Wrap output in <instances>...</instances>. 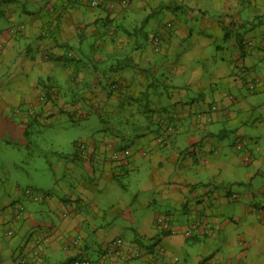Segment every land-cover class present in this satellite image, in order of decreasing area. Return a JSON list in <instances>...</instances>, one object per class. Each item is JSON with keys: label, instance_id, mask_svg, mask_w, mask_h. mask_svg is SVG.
I'll list each match as a JSON object with an SVG mask.
<instances>
[{"label": "crops", "instance_id": "1", "mask_svg": "<svg viewBox=\"0 0 264 264\" xmlns=\"http://www.w3.org/2000/svg\"><path fill=\"white\" fill-rule=\"evenodd\" d=\"M53 2L60 4V0ZM172 2L180 3L186 10L181 9L179 16L172 10L175 24L173 29L165 30L160 49L153 50L150 43L146 49L130 46L136 44V29L145 22L142 14L148 7L151 13L155 12V0H136L116 13L102 7L92 9L82 2L68 7L63 3L64 7L45 17L40 16L41 12L34 14L24 9L22 14L31 17L25 31L0 38L3 44L0 82L8 74L21 75L14 66L23 55L16 56V51L26 46L32 35L43 48L39 55L43 72L50 75L52 68H65L63 74L70 87L76 88L94 75L86 67L79 70V64L77 68L69 64L65 67L64 49L79 46L81 55L88 58L83 48L89 37H94L98 45L96 59L90 56L93 61L127 59L138 65H131L127 72H123L124 66H113L106 78L109 85L113 80H118L120 85L118 94L110 99L100 95L99 88L94 93L86 85L89 87L84 90L87 103L89 99L91 106L105 114L101 121L107 122L98 141L92 138L84 156L78 151L75 157V169H79L76 172L83 180L81 185L72 187L70 183L75 180L72 179L62 197L46 199V195L40 194L43 196L40 201L44 202L40 209L33 211L25 204L21 206L22 202L13 208L12 199L22 193L19 183L11 185L0 178V231L1 227L11 224L15 230L12 240L0 241V264H15L17 257L31 264H71L75 258L98 254L92 259L96 261L108 244L120 238L128 242L129 249H122L120 256L112 257L111 264H264V175L258 177L253 170L260 161L256 155L258 139L251 131L257 124L252 112L264 106L259 99L264 72L257 71L253 78L242 76L241 71L245 69L242 60L236 73L234 69L235 60L241 54L245 62L250 57L253 66H256L253 59L263 57L264 32L259 44L254 41L258 50L245 53L240 40L243 34L249 33V28L264 24L261 9L264 0H211L212 8L218 13L214 17L207 15V0H165V3ZM15 3L19 0L8 5L15 8ZM9 11L14 13L6 14L10 27L20 25L13 20L16 13ZM107 38L119 45L100 51L99 45ZM157 53L163 55L165 73L160 77L165 79L160 84L163 89H157L159 85L153 84L154 79L150 77L151 73L157 74V69L140 68L142 64L152 66L157 61L152 54ZM225 53L228 60L224 58ZM50 59L54 63L48 65ZM77 59L80 61L81 57ZM24 62L28 64L27 60ZM36 62L32 59L28 64L30 68L34 66L33 73ZM147 69L150 74L145 72ZM35 73L31 86L23 79L12 90L0 84V127L5 124L3 128L9 129L11 123L21 122L24 129L37 106L51 109V101L44 102L48 94L41 92L37 82V87L33 86L38 77V72ZM95 82L91 83L93 87L97 85ZM44 85L50 87L48 83ZM149 86V105L136 102ZM232 88L247 91L257 101L248 102L244 97L234 99L229 95ZM53 93L52 90L48 99L58 100ZM63 100L59 96L61 105ZM76 105L66 107L75 109L74 112L78 110L89 119L84 107L80 103ZM118 105L134 113L132 117L127 112L128 122L135 123L127 131L130 137L119 138L116 126L109 124L111 116L103 113L105 109L120 113ZM200 114L203 119L198 117ZM159 138L164 139V144L159 143ZM245 138L252 141L249 146L245 144L247 151L235 150L236 142H244ZM247 154L252 155L248 166L243 162ZM238 168L246 170L250 188L243 195L238 194L234 201L239 205L231 209L225 189L230 185L229 174ZM254 185L256 189L252 190ZM111 195L114 198H109ZM153 206L157 213L147 210ZM140 209L146 213L140 215ZM158 216L167 220L169 230L155 220ZM188 230L193 231L191 237L186 235ZM78 235L82 242L79 248L72 249L70 244ZM11 245L16 246L8 251Z\"/></svg>", "mask_w": 264, "mask_h": 264}, {"label": "rangeland", "instance_id": "2", "mask_svg": "<svg viewBox=\"0 0 264 264\" xmlns=\"http://www.w3.org/2000/svg\"><path fill=\"white\" fill-rule=\"evenodd\" d=\"M16 1L17 0H15V2ZM31 1L29 2L28 0H19V3H21H15V6L17 8H14L8 5V0H0V31H3L4 36L7 35L5 30L10 27L8 23L9 18L8 16H6V14L10 13L9 10L14 11L17 15L16 18L13 19L14 22L20 23L21 25H25V27L30 23L31 17L26 14H22V10L26 9L27 11H30V13L34 14L41 12L42 14H40V16L44 17L49 16L47 15L48 13L54 12L55 2H53V0ZM81 2L82 4L84 3L83 0ZM49 5L50 7H48ZM154 6L156 7L155 12L151 13V8L148 7V9H146L147 11L142 14V16H145V22L139 26V30L137 31L138 41L136 44L131 43L130 46L134 45L135 47L137 46V44H139V46H141L142 48L144 47V49H146L145 47L149 46L148 39L149 37H151L152 34L155 33L154 30L157 28L159 23L162 24L164 21L171 23L170 27H167L166 29H164V27L162 26L163 29H161V34L162 36L164 34L166 35L165 30L173 29V24H175L171 17L173 16V13L174 15L179 16L181 9L184 8V10H186L185 7H181L180 3L179 5L174 2L165 3V0H155ZM205 8L208 12L207 15L214 17V15L218 14L217 11L212 8L211 0H207ZM261 9L264 11V5H262ZM10 14L14 13L11 12ZM244 15H246V13ZM147 20H149V23ZM200 21L201 18L199 17L198 22L200 23ZM196 28L197 32H199V28ZM241 32L246 33V31L244 30H241ZM248 32L249 33H246L245 35L243 34V37L240 40V42L248 43L247 45L245 44V48L243 49L245 53L247 51L249 52L252 50L259 49V46H257L255 42L259 44L260 40H262L263 35H261V33L264 32V24L261 26H256L253 29L249 28ZM107 39V42L105 41L101 43V45H99V48H101L100 51L106 48L107 46L116 47L117 45H119L117 44V42L114 45L109 40V38ZM90 41L91 43H89ZM26 42V46L23 45L22 48H17L16 56L21 54L23 56L20 62L15 65L14 68L15 70L21 71L28 77H23L22 73L21 75L17 74V76H15L14 73H11L8 74L0 82V84L4 88L7 87L8 90H12L17 87L18 83H22L23 79L28 81L29 85L31 86L32 81L36 76L35 72H38L37 80L33 83V86H36L37 82V86L39 89H41V92H45L46 94H48L44 102L51 101V104L49 103L51 109L45 110L42 105L37 106L34 112L30 114V123L26 126V128L23 129L21 127V122L17 124L11 123L10 128L7 129L5 135H0V178L11 185L16 182L19 183V191L22 193L19 195V198L14 197L12 199L13 208L17 202H22L20 204L21 206L22 204H25L24 206L27 205L33 211H37L41 208V203H43L44 201L41 202L35 201L34 199L31 200L29 198L31 196L26 195L27 189L30 188L32 192H35L34 194H44L46 195L47 199L48 197H62L67 184L72 179H75L72 183H70L72 187L75 188L81 185L83 180L82 176L76 172L79 171V169H75V157L78 156V151H88L90 148L88 146L91 145V139L93 138L98 141V139L102 136V130H106L107 121H103L104 123L101 121V117H104L105 114L99 113L96 108L91 106V104L89 103V99L88 103L85 99L86 96L84 90L89 88L86 85L88 84L89 86L93 87L91 83L93 80H96L95 83L97 84V86H99V90L101 91L100 95L110 99L112 95L118 94L116 92V89L118 85H120V83L118 80H113L112 84L109 87V79L106 78V75L111 72L113 66H115V68L124 66V71H121L127 72L126 70H129L131 65L133 66V60L106 62L104 60L93 61L90 56L93 55V57L95 58V56L97 55L95 49L98 48L96 39H94V37H89L88 39L86 38L84 42L83 49H85V51L87 52L86 56L89 55L88 58H84L81 55V48L79 46L75 45L73 46V49L72 46H67L64 49V52L67 56V60H65L62 64H65V67L69 64L70 66H74V68H77L79 64V70L82 71L84 67H86L94 75V77L88 78L86 80V83H81L80 86H76L75 88L72 86L70 87V85L67 83L66 77L63 74V70L65 68H52L50 71V75L46 74V72H43V69L40 66V56L38 55V53H40V51H38V41L37 39H35L34 35H32L31 39H28ZM237 42L238 40H236L235 44ZM151 47L153 49H160L161 44H159V46L152 45ZM137 48L138 46L135 47V49ZM230 49L232 50V48ZM103 52H106V49ZM261 53L263 57L260 60L253 59V61H255L254 63H256V66H253L252 63H250V57L248 58L249 60L245 62L244 55L241 54L242 58L240 59H242L245 64V69L241 72L245 73L246 77L249 76L250 78H253L255 76V73L257 74V71L264 72V51H261ZM68 54H70L69 57ZM152 55H155L157 61L153 63L152 66L146 67V64H142L140 68L145 67L154 70L157 69V74L155 75V77L158 75L156 77L157 81H155L156 85H159L157 86V89H163L162 85H160L165 80L163 78H160L162 77V74L165 73V71L163 70V55L160 53ZM226 55L227 54L225 53L224 58H226ZM77 57H81L80 61L77 59ZM32 59H34L35 62L37 61L35 65V68L37 70L34 69V73L32 72L34 66L33 68H30L28 66V64L32 63ZM25 60L28 61V64H25ZM226 60H228V58H226ZM47 63L48 65H50L54 63V61L53 59H50L47 61ZM223 65L224 63L221 62L220 66ZM247 65L249 66V68ZM95 69H98V71L96 72ZM248 69L249 72L247 73ZM99 76L101 77L99 78ZM44 83H48L47 86L50 87H45ZM261 89L262 93L259 99L262 100L264 103V86H261ZM52 90L54 91L53 95L58 98V100L48 99V97H51ZM145 91H149L148 88H146ZM229 95H231V97H233L234 99L238 98L242 100L241 97H244V100L248 102H254L255 100L257 101L254 96H252L251 94H247V91L239 90L237 88H232L231 93ZM59 96H62L64 98V105H61L59 101ZM75 102L76 104L80 103V105L84 107V111H87L89 113V119L85 118V115H81L78 110L74 112L73 110L75 109L71 110L66 107L67 105L71 107H77L78 105L74 104ZM118 107L120 106L118 105ZM106 110L107 109H105L103 113H106L108 116H111L109 124H113L114 126H116V135L119 137H130L131 135H127V131L130 130L133 126H135V123L131 125L128 122V119H123L125 118L123 113L128 114L126 108L120 107V111L123 113L120 112L118 114L107 112L108 110ZM251 115L253 116V118H255L257 122L256 126L253 127L254 129H251V131L255 132L256 137L258 139L257 144L259 145V150L256 155L260 161L258 165L253 168V170L258 175V177H260L261 175H264V106L254 110ZM17 121L20 120L17 119ZM4 126L5 124H2V127ZM243 140L246 146H249L252 142L249 138H245ZM124 141H126V137ZM118 142H120V140H118ZM159 143L164 144V139H162ZM83 145L86 148L82 149ZM239 151L247 150L241 149ZM82 154L84 156V153ZM247 155L250 156V161L245 163L246 166H248L249 164L251 165L252 162V155ZM146 172L147 171L145 170L143 173L146 174ZM245 173L246 170L238 168L234 174H229L228 176L227 183L230 185L225 189V192H227L225 193V195L226 197L230 198V200L228 201L229 208L231 209H237L239 205L237 201H234L233 195H243L244 192L250 188L248 186V181ZM124 180L125 179L123 178L122 182H124ZM255 189L256 186H252V190ZM109 198H114V195H111ZM107 201L111 203L114 202V200ZM260 202L262 203V201ZM147 210H149L150 213H157V211H154V206L151 208H147ZM139 211L140 215L146 213L145 209H140ZM48 212L50 211L48 210ZM53 214L54 213H52L51 215L53 216ZM162 217L163 216H158L155 220L158 221ZM12 225L13 224H11L10 227H1L0 241L7 242L8 240H12L13 236L8 237L6 234L8 232L13 233L15 231L14 229H11L14 228ZM127 236H131V234H127ZM131 237H133V235ZM14 242H17V240L15 239ZM15 246L16 245H11L10 248H8V251L11 248H14ZM95 256L89 255V258L94 260L97 258Z\"/></svg>", "mask_w": 264, "mask_h": 264}, {"label": "built area", "instance_id": "3", "mask_svg": "<svg viewBox=\"0 0 264 264\" xmlns=\"http://www.w3.org/2000/svg\"><path fill=\"white\" fill-rule=\"evenodd\" d=\"M77 1H82V0H62V2H64L65 4H70V3H75ZM133 0H119V4L122 6H126L128 5L130 2H132ZM87 3L89 4V6L91 8H99L100 6L104 7V10L106 11H112L115 6L116 3L114 2H109L106 4H103V2L101 0H87ZM170 26V25H169ZM25 31V26L21 25L18 27H10L6 30L7 35H13L16 33H20V32H24ZM4 36L3 31H0V38ZM160 37L159 35H155V37L152 39V43L154 46H159L160 42ZM3 45L0 43V54L2 51ZM201 117V114L198 116ZM86 148L84 145L82 147V149ZM238 150L242 149V145L239 144L237 146ZM86 151H81V153H85ZM244 161L248 162L250 161V156H245L244 157ZM35 192H32L30 189H27L26 191V195L31 196L32 199H34L35 201H40L43 199V196L40 194H34ZM237 195H233V198L236 199ZM24 208L21 207L20 208V212H23ZM158 222L160 224H162L166 229H170V225L167 222L166 219H159ZM193 228H196V224L193 225ZM192 230H188L186 232V235L188 237H190L192 235ZM8 236H12V232H8L7 233ZM82 242V237L80 235L76 236L75 238H73L72 242H71V248L72 249H77L79 248L80 244ZM128 242L124 239H116L113 242H111L110 244H108L104 249V254L101 258H99L96 261H92V259H89L87 257H82V258H77L75 260L72 261L71 264H111L110 259H112V257H117L121 255V250H125L127 251L129 248L127 247ZM68 248V247H67ZM122 256L124 257V255L122 254ZM128 257V256H127ZM15 264H31L30 262H28L26 259L22 258V257H17L15 260Z\"/></svg>", "mask_w": 264, "mask_h": 264}, {"label": "trees", "instance_id": "4", "mask_svg": "<svg viewBox=\"0 0 264 264\" xmlns=\"http://www.w3.org/2000/svg\"><path fill=\"white\" fill-rule=\"evenodd\" d=\"M9 1V4L10 3H13V2H15V0H13V2H12V0H8ZM30 1V0H29ZM136 0H134V1H132L128 6H126V7H129V6H131L134 2H135ZM117 2V1H116ZM64 2H62V0H60V5H58V3L56 2L55 3V7H54V10H58V9H61L62 7H64V4H63ZM70 5H74V4H67V5H65V6H70ZM48 7H50V5L48 6ZM16 8V7H15ZM119 8H125V7H123L122 5H120L119 4V2H117L116 3V6H115V8L111 11L112 13L113 12H115L116 13V10L117 9H119ZM109 13V12H108ZM112 13H110V14H112ZM114 13V14H115ZM4 15V14H3ZM5 16V15H4ZM171 23L170 22H167L166 24H163V27H164V29H166L167 27H170L169 25H170ZM163 27H159V26H157V28L154 30V34H152L151 35V37H149V39H148V44L150 43V46H152L153 45V43H152V39L155 37V35H159V37H160V41H161V43L160 44H162L163 43V37L164 36H162V34H161V29H163ZM139 30V28L138 29H136V33H135V38H136V43H137V41H138V36H137V31ZM157 31V32H156ZM2 32V31H1ZM53 39V38H52ZM253 43V42H252ZM245 44L247 45L248 43L247 42H240V45L242 46V48L244 49L245 48ZM137 46H138V49H142V47L141 46H139V44H137ZM137 46H135V47H137ZM61 47V46H60ZM63 48V47H62ZM144 48V47H143ZM42 47H41V44H38V51H42ZM247 49H249V48H247ZM154 50V49H153ZM38 55H40V53H38ZM240 58H242V57H238V59H236L235 60V65H234V69H235V73H236V71H237V69H239L240 67L238 66V62L240 61V60H242V59H240ZM123 60H127V59H123ZM55 61L57 62V61H59V59H55ZM243 61V60H242ZM133 63V65L134 66H138L134 61H132ZM243 65H244V67H245V64H244V62H243ZM148 70H150V69H147V71L145 70V72H149V74H150V71H148ZM242 74V76L243 75H245V73H241ZM150 77L151 78H153L154 79V81L152 82L153 84H156V82L155 81H157V79H156V77H155V75L154 74H150ZM112 84V83H111ZM110 84V85H111ZM109 85V86H110ZM97 85H94V87H92L93 88V92L95 93V91H97V89L99 88V86H97ZM118 88H119V86L117 87V89L116 90H118ZM151 89V86H149V89L148 90H150ZM45 95H47V94H45ZM150 95H151V93L150 92H148V91H145V92H143V93H141L140 94V97H139V99H135V101L136 102H138V103H140V104H147V105H149V103H150ZM134 105H136V103L134 104ZM138 110V109H137ZM127 112H130V116H134V113L131 111V110H126ZM119 113V112H118ZM124 117L125 118H123V119H128V117H127V114H125L124 115ZM201 118L203 119V115H201ZM204 119H205V117H204ZM207 123V122H206ZM119 137V136H118ZM119 138H123V137H119ZM161 140H162V138H159V142H161ZM240 140V139H239ZM163 144V143H162ZM239 144H241L242 145V149H244V147H245V143L244 142H242V141H237L236 142V144H235V150H237V151H239L238 150V148H237V146L239 145ZM241 150V149H240ZM244 163H246L245 161H243ZM249 162V161H248ZM238 198V195H237V197H236V199ZM234 199V198H233ZM162 219H164V218H162ZM192 236V235H191ZM190 236V237H191ZM159 249H162V248H159ZM75 259H77V258H75ZM75 259H73V260H75ZM72 260V261H73ZM72 261H71V263H72Z\"/></svg>", "mask_w": 264, "mask_h": 264}, {"label": "clouds", "instance_id": "5", "mask_svg": "<svg viewBox=\"0 0 264 264\" xmlns=\"http://www.w3.org/2000/svg\"><path fill=\"white\" fill-rule=\"evenodd\" d=\"M84 1V5H86V6H88L89 8H91L90 6H89V4L87 3V0H83ZM102 2H103V4L105 3H109V2H114V3H117V2H119V0H109V1H105V0H101ZM117 1V2H116ZM134 1V0H133ZM79 3H81L80 1H77V2H75V3H72V4H79ZM131 3V2H130ZM129 3V4H130ZM71 4V3H70ZM128 4V5H129ZM128 5H126V6H128ZM126 6H123V7H126ZM102 6H100L99 8H101ZM102 8H104V7H102ZM92 9H94V8H92ZM95 9H98V8H95ZM18 26H20V25H18ZM18 26H12V27H18ZM7 30V29H6ZM5 30V31H6ZM21 33V32H20ZM20 33H16V34H20ZM16 34H13V35H16ZM10 36V35H9ZM3 45V44H2ZM154 46V45H153ZM2 50H3V48H2ZM1 53H2V51H1ZM1 55V54H0ZM231 98V97H230ZM121 239V238H120ZM123 239V238H122ZM125 240V239H124Z\"/></svg>", "mask_w": 264, "mask_h": 264}, {"label": "snow or ice", "instance_id": "6", "mask_svg": "<svg viewBox=\"0 0 264 264\" xmlns=\"http://www.w3.org/2000/svg\"><path fill=\"white\" fill-rule=\"evenodd\" d=\"M6 131V128L0 127V135H3Z\"/></svg>", "mask_w": 264, "mask_h": 264}]
</instances>
